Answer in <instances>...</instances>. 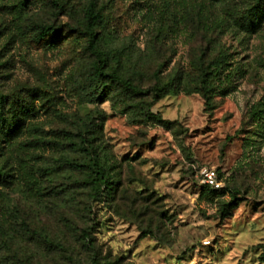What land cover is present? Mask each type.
Returning <instances> with one entry per match:
<instances>
[{
	"label": "rangeland",
	"instance_id": "1",
	"mask_svg": "<svg viewBox=\"0 0 264 264\" xmlns=\"http://www.w3.org/2000/svg\"><path fill=\"white\" fill-rule=\"evenodd\" d=\"M90 2L110 69L165 96L91 81ZM2 96L35 110L0 133V264H264V0H0Z\"/></svg>",
	"mask_w": 264,
	"mask_h": 264
},
{
	"label": "trees",
	"instance_id": "2",
	"mask_svg": "<svg viewBox=\"0 0 264 264\" xmlns=\"http://www.w3.org/2000/svg\"><path fill=\"white\" fill-rule=\"evenodd\" d=\"M84 18H85V28L86 30L73 28L68 25V30L78 32L86 36L87 38V49L90 54L93 56V64H92V71L90 73V79L94 83H96V87L101 91L104 90L103 81L105 79L108 80V83L105 84L106 87H110L111 85H118L122 87L128 93L133 95L141 96V97H152L154 101L159 100L161 97L165 96L167 92L173 88V84L177 81L175 76H172L168 79V81L163 84L159 85L155 83L151 86H141L139 84L134 83L130 78L125 77L118 73L114 69H110L109 62L111 59H114L115 52L111 50H103L97 45V32L95 31V24L101 19V14L95 7L94 2H90L85 11H84ZM39 29V36H53L57 35L61 32L62 25L56 24H46L40 25ZM224 59L221 56L213 59L209 64L213 66H218L219 64L223 63ZM207 79L205 75H202L201 84L203 87V94H207V88L205 87ZM100 91V92H101ZM207 96V95H206ZM31 101H29V104ZM35 108L34 106L29 107L28 102L26 99L13 98V97H0V133L6 132L7 135L11 134L10 129L11 126L17 123L19 120H24L30 115L33 114ZM32 112V113H31ZM19 130V127L15 129L12 134H15ZM92 172H94L95 180L97 182V186H101L105 184L106 177L102 173V169L98 167L97 163H93ZM2 174L0 173V179ZM209 190L213 193H221L224 191L223 187L220 188H213L209 185L205 184ZM147 203H157L156 200H149L145 199V204ZM150 205V204H148ZM148 205L145 206V212H149L150 208ZM147 234H152L153 231L151 229L145 230L142 229Z\"/></svg>",
	"mask_w": 264,
	"mask_h": 264
},
{
	"label": "built area",
	"instance_id": "3",
	"mask_svg": "<svg viewBox=\"0 0 264 264\" xmlns=\"http://www.w3.org/2000/svg\"><path fill=\"white\" fill-rule=\"evenodd\" d=\"M202 180L205 184L213 188L223 187L221 180L219 179L216 171L211 168H204L201 170Z\"/></svg>",
	"mask_w": 264,
	"mask_h": 264
}]
</instances>
